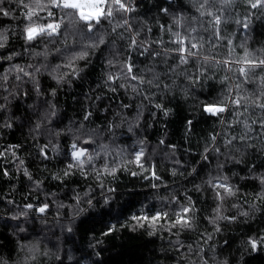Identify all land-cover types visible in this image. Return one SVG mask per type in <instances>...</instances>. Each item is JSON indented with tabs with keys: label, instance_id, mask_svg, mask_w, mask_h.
<instances>
[{
	"label": "clouds",
	"instance_id": "obj_1",
	"mask_svg": "<svg viewBox=\"0 0 264 264\" xmlns=\"http://www.w3.org/2000/svg\"><path fill=\"white\" fill-rule=\"evenodd\" d=\"M0 19V157L15 173L0 264H102L79 225L118 232L133 202L127 226L156 241L145 264L264 255V0H0ZM178 110L187 147L168 142ZM21 177L43 199H16Z\"/></svg>",
	"mask_w": 264,
	"mask_h": 264
},
{
	"label": "trees",
	"instance_id": "obj_2",
	"mask_svg": "<svg viewBox=\"0 0 264 264\" xmlns=\"http://www.w3.org/2000/svg\"><path fill=\"white\" fill-rule=\"evenodd\" d=\"M7 23H11V21L7 19H0V26ZM258 35L261 38H264V33H258ZM4 67L5 65L0 64V71H2ZM60 99L69 106V111H72L73 98L71 96L62 95ZM116 100L117 98L113 97V101L115 102ZM100 106L104 107L105 105L101 104ZM76 107H78V105ZM96 116L98 119L100 118L98 113ZM190 119H192L191 116L178 110L177 116L168 123V127L172 130L170 132L171 139L168 141L169 143H179L182 147L188 146L185 145V142L182 138V133L187 125V121ZM161 123H163V121H161ZM210 123L211 121L204 119L193 121L192 130L197 134V136L193 139V145L199 136L205 134V130H210ZM156 130V134H159V124L156 125ZM2 143L5 145L19 144L21 141L16 137L15 134H13L7 137ZM24 151L26 152L27 149H24ZM181 158L183 159V157ZM34 164L35 162L30 161V166H34ZM11 168L12 166L8 163H5L4 158L0 157V205H3L5 199H13V196L9 195V189L10 186L15 183V180H8L4 176L5 172H8L10 176H15V173L11 171ZM45 183L47 184L48 181L46 180ZM135 183V178L130 179L123 175L120 177L121 186L131 188ZM17 191L19 195L15 197L16 199L22 200L24 195L28 196L29 201L33 199H43L41 196H33L32 193L26 192L24 188L23 177L20 178V184ZM243 191L254 192L255 189L247 187L243 188ZM189 195L193 196V199L197 201L199 207H203V201H206L208 198L206 195L203 197H198L197 194L194 193H189ZM133 213L139 215V213L136 212V205L134 202L130 203L128 209L125 210V215L121 223L116 224V228H119L118 232L115 230V228L112 231H109V227H111V225L100 220H90L81 223L78 229L80 235V245L85 248L88 252V255L91 256L92 248L89 247V241L91 240V242L96 245L95 253L99 257V260L102 261V264H145L146 256L156 255V253L152 251L156 245V241H150L145 237V235H138L131 231V229L126 224V221ZM132 222L134 223L135 221ZM254 227L255 226H253V228ZM0 240H2V242L5 244H12L11 238L6 235H0ZM101 240H103L102 244L99 243ZM160 259H163V257H160ZM167 260L174 261V257L169 256ZM250 264H264V255L254 257L250 261Z\"/></svg>",
	"mask_w": 264,
	"mask_h": 264
},
{
	"label": "snow or ice",
	"instance_id": "obj_3",
	"mask_svg": "<svg viewBox=\"0 0 264 264\" xmlns=\"http://www.w3.org/2000/svg\"><path fill=\"white\" fill-rule=\"evenodd\" d=\"M84 11H87V9H82V15H83V12H84ZM83 18H84V19H88L89 17H88V16H83ZM192 47L195 48L196 45L194 44V45H192ZM181 51H182V52H187V47L182 48ZM248 63L252 64V66H256L254 62H248ZM261 63H264V61H262ZM205 110H206V111H209V112H212V113L215 114V113H218V112H222V111H224V108H223V107H220V106H217V105H207ZM137 159L139 160V157H137ZM153 175H155V173H153ZM46 207H47V205H45L44 207H41V208L39 209V211H40V212H43V211L45 210ZM185 211H187V210H185ZM158 218H159V214H157L156 216L151 217V219H152L153 221L156 220V219H158ZM134 219H141V220H145V221H147V220H149V217H148V216H139V217H134ZM182 219H183V218H181V220H182ZM185 222H186V221H185ZM114 227H115V226H111V227H109V231H112V230L114 229ZM253 247H255V242H253Z\"/></svg>",
	"mask_w": 264,
	"mask_h": 264
}]
</instances>
